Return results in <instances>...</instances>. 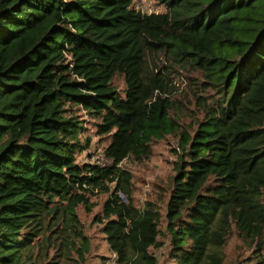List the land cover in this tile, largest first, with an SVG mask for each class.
<instances>
[{"label": "trees", "instance_id": "trees-1", "mask_svg": "<svg viewBox=\"0 0 264 264\" xmlns=\"http://www.w3.org/2000/svg\"><path fill=\"white\" fill-rule=\"evenodd\" d=\"M155 1L166 10L0 0V264H84L77 210L95 193L108 194L96 220L118 264H225L234 232L232 264L240 250L244 264H264V0ZM158 53L211 92L196 93L193 132L171 115L178 88L152 64ZM82 114L109 137L110 165L79 159L92 143ZM168 134L180 154L164 215L136 203L123 163L148 160Z\"/></svg>", "mask_w": 264, "mask_h": 264}, {"label": "rangeland", "instance_id": "rangeland-1", "mask_svg": "<svg viewBox=\"0 0 264 264\" xmlns=\"http://www.w3.org/2000/svg\"><path fill=\"white\" fill-rule=\"evenodd\" d=\"M136 8L144 12H164L165 6L155 0H134ZM152 64L163 71L172 70L171 77L178 88L174 96V108L171 112L173 117H176L181 125L190 131H194L198 122L202 118V111L197 102L196 93L209 96L210 91H201L199 82L202 75L200 72L190 68L180 66L171 67V62L166 59L163 54L158 53L152 57ZM114 83L123 94L125 89V81L122 75H116ZM81 119L84 125V137H91L92 143L88 150H84L80 154V160H90L92 162L110 165L111 162L105 155V147L109 143V137L97 135L96 123L98 120L82 114ZM179 135L168 134L164 138L153 141V153L151 157L141 163H135L131 159L126 160L123 165L130 169L134 176V197L136 203L143 206L149 199L155 201L161 213L165 215L166 202L169 194V186L171 179L175 173V163L180 154L178 147ZM90 199L93 203L91 210H87L84 205L78 207V215L80 219V229L89 239L91 244L90 253L84 264H104L112 253L108 249V244L105 235L102 232L101 222L96 220V217L102 214L103 205L108 194L95 193L90 194ZM124 198V195L122 196ZM125 200V199H124ZM241 241L234 232L227 243L223 247L226 254V263L232 264L234 256L238 254ZM238 248V249H237ZM160 259H163L164 248L156 250ZM240 258L244 264L245 256L251 255L249 251L240 250ZM73 261L63 264H77V256H73ZM170 260H160L159 264H169Z\"/></svg>", "mask_w": 264, "mask_h": 264}, {"label": "built area", "instance_id": "built-area-1", "mask_svg": "<svg viewBox=\"0 0 264 264\" xmlns=\"http://www.w3.org/2000/svg\"><path fill=\"white\" fill-rule=\"evenodd\" d=\"M99 164H101L102 166H107L106 164H102V163H99ZM107 264H118L117 261H116V255L115 254H113L112 257L107 260Z\"/></svg>", "mask_w": 264, "mask_h": 264}, {"label": "water", "instance_id": "water-1", "mask_svg": "<svg viewBox=\"0 0 264 264\" xmlns=\"http://www.w3.org/2000/svg\"><path fill=\"white\" fill-rule=\"evenodd\" d=\"M124 199H126V196H124Z\"/></svg>", "mask_w": 264, "mask_h": 264}]
</instances>
